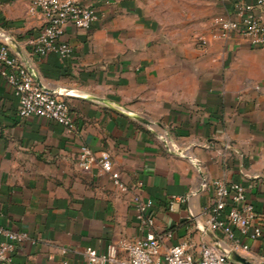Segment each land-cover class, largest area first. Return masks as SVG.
<instances>
[{
  "label": "crops",
  "instance_id": "crops-1",
  "mask_svg": "<svg viewBox=\"0 0 264 264\" xmlns=\"http://www.w3.org/2000/svg\"><path fill=\"white\" fill-rule=\"evenodd\" d=\"M78 1L98 20L64 27L73 51L63 59L30 56L23 45L42 23L28 13L31 0H0V30L38 82L66 100L76 125L20 117L0 75V227L28 235L12 264H87L86 247L135 237L136 192L154 203L155 231L172 232L161 253L186 241L197 254L200 243L221 239L196 226L214 203L215 180L244 186L262 228L245 255L264 264V46L211 34L214 14L234 17L238 1L255 0ZM164 136L186 155L167 149ZM81 143L109 150L129 189L97 164L82 170Z\"/></svg>",
  "mask_w": 264,
  "mask_h": 264
},
{
  "label": "built area",
  "instance_id": "built-area-1",
  "mask_svg": "<svg viewBox=\"0 0 264 264\" xmlns=\"http://www.w3.org/2000/svg\"><path fill=\"white\" fill-rule=\"evenodd\" d=\"M28 13L40 15L42 23L22 43L30 56L38 58L51 52L63 59L70 58L73 48L62 37L64 27L71 24L77 29H89L98 20L95 8L78 0H31ZM214 22V38L227 39L232 33H237L252 46H264V0H255L254 3L238 1L234 7V17H217ZM11 40L14 39L10 34L0 30V75L17 100L18 115L46 118L74 130L76 125L66 100L36 80L25 54L15 51ZM199 41L206 47L204 37H200ZM163 143L172 152L186 155L175 147L171 148L167 140ZM75 159L84 171H90L94 164L99 165L118 189H129L113 169L109 150L104 149L96 154L90 146L81 143ZM193 162L199 165L197 160ZM213 187L214 203L203 224L199 226L195 223L197 228L224 238L227 242L225 248L222 240L217 238L211 243H200L197 254L186 241L171 243L165 253H161L164 240L171 239L172 232L155 231L154 203L136 192L132 195L131 203L139 222V234L118 243L110 242L101 251L86 247L83 254L87 264H241L230 259L227 252L233 250L246 257L249 242L261 236L262 228L254 222V205L247 199L245 188L239 182L215 180ZM174 200L181 199L174 197ZM172 204L173 201L170 208ZM27 238L26 232L0 227V264H12L17 245Z\"/></svg>",
  "mask_w": 264,
  "mask_h": 264
},
{
  "label": "water",
  "instance_id": "water-1",
  "mask_svg": "<svg viewBox=\"0 0 264 264\" xmlns=\"http://www.w3.org/2000/svg\"><path fill=\"white\" fill-rule=\"evenodd\" d=\"M11 46L13 45H16L15 41L14 40H11ZM18 52V50H16ZM37 80V79H36ZM38 81V80H37ZM141 121L143 122H147L146 120L142 119V118H139ZM210 232V231H209ZM212 233V232H210ZM214 240H217V238H215ZM228 254V257L232 260H235L241 264H253L249 259H247L245 256L241 255L240 253H237L233 250H229L227 252Z\"/></svg>",
  "mask_w": 264,
  "mask_h": 264
},
{
  "label": "rangeland",
  "instance_id": "rangeland-1",
  "mask_svg": "<svg viewBox=\"0 0 264 264\" xmlns=\"http://www.w3.org/2000/svg\"><path fill=\"white\" fill-rule=\"evenodd\" d=\"M209 10V9H208ZM217 17H224L223 15L222 16H220V14H214V16L211 18V24L213 25V24H215V22H214V19L215 18H217ZM216 29V28H215ZM215 29H213L212 30V32H211V34L215 31ZM162 139V140H161ZM160 140H161V142L163 143V141L165 140H167L168 142H169V146L171 147V148H174L175 147V149H176V146L175 145H173V142L170 140V139H167V136H164V137H162V138H160ZM164 144V143H163ZM171 144H172V146H171ZM174 149V150H175ZM178 149V148H177ZM178 151H179V149H178Z\"/></svg>",
  "mask_w": 264,
  "mask_h": 264
}]
</instances>
